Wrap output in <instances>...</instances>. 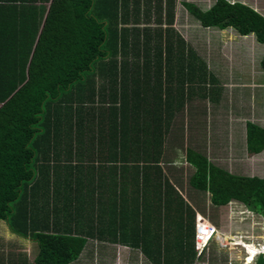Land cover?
I'll list each match as a JSON object with an SVG mask.
<instances>
[{
  "label": "trees",
  "instance_id": "trees-1",
  "mask_svg": "<svg viewBox=\"0 0 264 264\" xmlns=\"http://www.w3.org/2000/svg\"><path fill=\"white\" fill-rule=\"evenodd\" d=\"M175 4L0 0V221L36 244L33 264L76 260L85 235L91 234L82 232L84 223L91 224L87 184L97 183L99 171L127 161L124 147L136 154L162 147L160 107L166 100L157 91L141 96L124 86L127 70L160 72L163 63L170 66L172 46L165 43L163 51L155 41L162 31L155 28L150 36L148 28L138 26L152 19L157 25H172ZM182 4L201 26L232 27L264 45V15L248 4L215 0L205 10L193 2ZM259 65L264 70V52ZM97 76L109 82L108 92ZM245 128L247 153L261 152L264 126L246 121ZM112 147L117 153L104 155ZM186 156L194 167L190 186L208 192L211 205L237 201L264 217L263 177L233 174L190 148ZM148 162L157 163L158 158ZM183 220L177 254L156 249V254L146 255L152 264H193L200 258L204 250L199 254L194 248V219ZM15 255L6 264L25 260ZM254 264H264V256L257 255Z\"/></svg>",
  "mask_w": 264,
  "mask_h": 264
},
{
  "label": "crops",
  "instance_id": "crops-1",
  "mask_svg": "<svg viewBox=\"0 0 264 264\" xmlns=\"http://www.w3.org/2000/svg\"><path fill=\"white\" fill-rule=\"evenodd\" d=\"M177 3L180 4V0H176L175 9ZM179 14L180 12L175 11L172 25H167L164 21L157 25L153 19L147 20V24L140 23L138 27L148 28L146 33L149 32L150 36L155 32V28L162 31L161 37L155 38V41L161 44L163 51H165V43L168 42L172 46L173 50L169 54L170 66L167 67L163 63L160 72L150 70L130 72L127 70L124 86L125 90L139 91L141 96L144 93L150 96L154 90L158 92L162 101L166 100V103L163 102L160 107L163 113L160 125L161 132H163L162 147L154 152L148 150L146 153L139 154L134 153L132 148L125 151L124 147L122 155L127 161L118 162L116 168L99 171L97 183L87 184L91 188L88 191L92 200L91 210H87L91 224L84 223L83 230L85 231L80 229L82 232L89 230L91 234L85 235V245L78 258L71 262L72 264H84V256L87 255L98 256V264H131L129 261L132 259V255L144 256L149 264H152L146 255L156 254V249L169 248L168 254H177L180 248L178 239L180 238L179 223L181 218L184 219V222H192L194 219L195 225L196 215H204L205 207L210 209L208 206L211 204L210 199L203 200L201 197L203 191L198 190L197 192V189L190 186L189 178L194 167L187 161L186 150L190 148L198 151L192 148L193 138L190 133L191 130H194L197 135H200L201 141L207 142V154H204V150L198 151L199 153H203L207 158L214 157V160H219L223 156V146L214 147L212 145L213 132L216 128L213 129L212 117L210 122L208 119H204V109L209 106L207 98L217 87V80L223 77L221 73L223 72L222 59H226V55L230 57L224 42L230 41V36L234 38L236 33L232 27L217 28V30L210 31L211 36H215L213 39L215 41H208L204 36L208 31L204 29H211V27H203L194 22L186 29L182 25L187 24L178 22ZM128 26L132 25L129 23ZM197 39L205 41V43L203 42L205 48L202 52L197 47H193L194 43L198 44ZM148 41L152 44L153 38L148 37ZM215 43L219 46L218 52L215 53L216 59L213 55L214 50L212 53ZM189 52L193 54L189 55ZM124 58L131 60L135 57L126 56ZM243 58L248 63L250 59H253V56L251 54V57L248 58V55L245 54ZM215 61L219 62L221 68ZM162 62H164V55H162ZM200 63H203L202 68L200 66L197 69ZM226 66L229 67L227 60ZM97 77L98 84L106 86L105 89L108 92L109 82L106 81V78ZM132 78L133 81H129ZM255 85L262 87L264 83H252V87ZM203 87L209 90L205 91ZM116 90L121 91L120 85L116 86ZM206 96L207 98L204 100ZM204 104L206 106L203 107ZM258 125L264 126V124ZM195 128L198 129L195 130ZM200 128L205 130V139L203 132H199ZM144 135V137H149L148 134ZM128 137L126 142L130 140L131 135ZM187 142L189 144H186ZM111 149L109 151L105 149L104 155L118 151L114 147ZM157 158V163L148 162ZM106 166H110V164L108 163ZM205 217L215 226L217 234L222 239L223 234L228 236L225 229H218L210 217ZM78 221L82 222L81 218ZM0 229H4L12 237L20 238L18 242L24 239L25 242L30 241L34 244L31 239L18 237L11 233L5 221H0ZM219 246L223 247V241ZM11 248H7L6 252L0 251V257H5V261L0 259V264H6V259L14 253L15 256L25 259L20 264H33L34 256L29 260L32 255L26 251H19L24 248L18 247V245H12ZM162 253H166V251H162ZM104 254L112 256V260ZM198 260L196 258L193 264Z\"/></svg>",
  "mask_w": 264,
  "mask_h": 264
},
{
  "label": "rangeland",
  "instance_id": "rangeland-1",
  "mask_svg": "<svg viewBox=\"0 0 264 264\" xmlns=\"http://www.w3.org/2000/svg\"><path fill=\"white\" fill-rule=\"evenodd\" d=\"M183 1H191L196 3V5L199 4L198 6L205 10L215 0H180V4L177 3L175 11L177 13L180 12L178 22L187 24L182 25V27H186L187 29L191 23L195 22V24H199V22L187 12L186 8L181 4ZM230 1H241L251 7L253 6L254 9L264 15V0ZM204 30L208 31L204 35L205 39L214 42L215 36H211L210 31L217 30V27ZM234 32L237 35L235 34L234 38L230 36V41L226 40L224 42V46H227L226 49L227 52L229 51L230 57L226 55V59L223 60L221 58L223 61V72H221L223 77L217 80V87H215L212 95L204 98V100L207 98L209 105L204 109V119H208V122H210V118L212 117L214 121L213 129L216 128L213 132L212 145L214 147L223 146V156L219 160H214V157L208 158V160L233 174L255 175L264 178V149L259 152L261 154L257 153L258 155H252V157L247 153L246 143L244 144L246 121L264 124V86L259 87L255 85L252 87V83L254 82L264 83V70L259 65L260 58L264 52V45L257 42L253 34L240 35L235 30ZM252 40L253 42L251 43ZM197 41L198 44L193 41V47H197L202 52L205 48V44H203L205 41L202 39H197ZM217 45L215 43L212 48L215 59L217 56L215 53L218 52L219 48ZM245 54L248 55V58L251 57V54L253 56V59H250L248 63L243 58ZM226 60L229 62L228 68ZM215 63L219 67L221 66L219 62L215 61ZM204 89L205 91L209 90L207 88ZM204 106L206 105L204 104ZM200 129L199 132H203L205 139V130L203 131V128ZM190 136L193 138L192 148L198 151L204 150L205 154L207 142L205 140L201 141L200 135H197L194 130H191ZM186 144L189 143L187 142ZM201 197L206 201L209 198V193L202 192ZM208 206H210V209L206 207L203 209L204 215L210 217L211 221L216 223L218 229H225L228 236H224L223 234L222 248H220V241L216 237L210 241V244L204 250L205 253L203 251L200 259L197 257V260H199L195 264H254L257 254L264 250L261 247L262 243H264V217L254 211L248 210L237 201L229 202L221 207L211 204ZM18 240L20 238L12 237L4 229H0V251L6 252L7 248L12 249V245H18V247L24 248L23 250L17 248L19 251H26L32 255L29 258L31 260L37 252L35 243L33 244L30 241L25 242L24 239H21L22 241L19 242ZM246 245H253L254 248H257V253L251 251V253H248L250 255L248 256L249 258L246 257V253L249 250L246 249ZM207 250L208 252H206ZM108 255L104 254V256L112 260V256ZM97 258L98 256L93 255L84 256V264H98ZM131 258L129 261L131 264H149L144 256L132 255ZM142 260L143 263H141ZM248 260H251L250 263H247Z\"/></svg>",
  "mask_w": 264,
  "mask_h": 264
},
{
  "label": "built area",
  "instance_id": "built-area-1",
  "mask_svg": "<svg viewBox=\"0 0 264 264\" xmlns=\"http://www.w3.org/2000/svg\"><path fill=\"white\" fill-rule=\"evenodd\" d=\"M216 234L217 230L215 226L210 223L205 216L197 214L194 225V246L199 254L208 246L213 238L220 237L218 235L216 236ZM262 256H264V251Z\"/></svg>",
  "mask_w": 264,
  "mask_h": 264
},
{
  "label": "bare ground",
  "instance_id": "bare-ground-1",
  "mask_svg": "<svg viewBox=\"0 0 264 264\" xmlns=\"http://www.w3.org/2000/svg\"><path fill=\"white\" fill-rule=\"evenodd\" d=\"M217 235L220 236L219 234H216V236H217ZM220 238H221V237H218L217 239H219L220 242H221V241H222V238H221V239H220ZM223 240H224V239H223ZM227 244H228V243H227ZM233 245H235V244H233ZM246 249H249V250L247 251V254H248L249 252L251 253V251H253V252H255V253L257 252V250H256V251H254V249L251 250V249L249 248V246H248V247L246 246ZM255 249H256V248H255ZM254 255H255V254H254ZM249 256H250V255H249ZM248 258H249V257H248ZM248 258H247V259H248ZM250 261H251V260H248V262H250Z\"/></svg>",
  "mask_w": 264,
  "mask_h": 264
},
{
  "label": "clouds",
  "instance_id": "clouds-1",
  "mask_svg": "<svg viewBox=\"0 0 264 264\" xmlns=\"http://www.w3.org/2000/svg\"><path fill=\"white\" fill-rule=\"evenodd\" d=\"M261 247L264 248V243H262ZM256 250H257V248H256ZM263 251H264V250L260 251V253H258V254H262ZM258 254H257V255H258ZM248 256H249V255L247 254L246 257H248Z\"/></svg>",
  "mask_w": 264,
  "mask_h": 264
}]
</instances>
